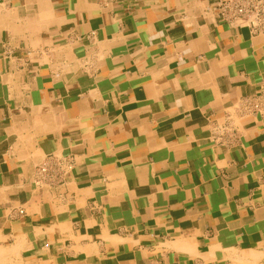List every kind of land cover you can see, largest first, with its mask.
<instances>
[{"label": "crops", "instance_id": "1", "mask_svg": "<svg viewBox=\"0 0 264 264\" xmlns=\"http://www.w3.org/2000/svg\"><path fill=\"white\" fill-rule=\"evenodd\" d=\"M221 0H0V264H264V33Z\"/></svg>", "mask_w": 264, "mask_h": 264}, {"label": "built area", "instance_id": "2", "mask_svg": "<svg viewBox=\"0 0 264 264\" xmlns=\"http://www.w3.org/2000/svg\"><path fill=\"white\" fill-rule=\"evenodd\" d=\"M218 9L228 22L264 33V0H221Z\"/></svg>", "mask_w": 264, "mask_h": 264}]
</instances>
